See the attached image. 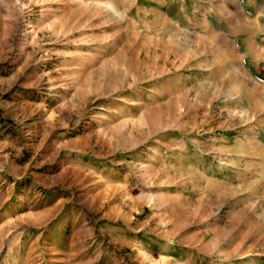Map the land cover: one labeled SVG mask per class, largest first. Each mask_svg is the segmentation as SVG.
Here are the masks:
<instances>
[{
    "label": "rangeland",
    "instance_id": "374dc122",
    "mask_svg": "<svg viewBox=\"0 0 264 264\" xmlns=\"http://www.w3.org/2000/svg\"><path fill=\"white\" fill-rule=\"evenodd\" d=\"M0 264H264V0H0Z\"/></svg>",
    "mask_w": 264,
    "mask_h": 264
},
{
    "label": "bare ground",
    "instance_id": "6f19581e",
    "mask_svg": "<svg viewBox=\"0 0 264 264\" xmlns=\"http://www.w3.org/2000/svg\"><path fill=\"white\" fill-rule=\"evenodd\" d=\"M233 31V30H232ZM239 70V69H238Z\"/></svg>",
    "mask_w": 264,
    "mask_h": 264
}]
</instances>
